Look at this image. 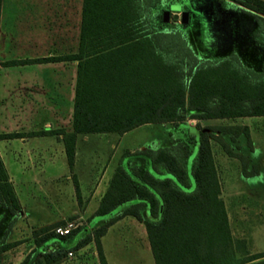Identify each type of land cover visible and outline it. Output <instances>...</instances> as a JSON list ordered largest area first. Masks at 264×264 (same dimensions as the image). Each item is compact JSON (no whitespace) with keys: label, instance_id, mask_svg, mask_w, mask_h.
<instances>
[{"label":"trees","instance_id":"obj_1","mask_svg":"<svg viewBox=\"0 0 264 264\" xmlns=\"http://www.w3.org/2000/svg\"><path fill=\"white\" fill-rule=\"evenodd\" d=\"M158 1L85 0L84 31H97L99 36L92 40H97L94 53L99 54L97 69L94 65L90 69L87 62L82 77L79 75L74 132L121 135L147 123L180 124L186 114L193 119L264 115V17L254 14L256 27L251 38L262 57L256 70L234 52L214 58L196 55L182 29L162 21ZM235 1L264 15L263 0ZM215 129L226 136L232 134V138L242 133L250 143L246 126L219 125ZM74 132L63 139L70 166ZM12 136L0 134V138ZM209 138L216 136L186 125L169 147L125 151L89 217L90 225L104 222L92 232L82 224L65 235L53 231L64 224L62 220L36 228L32 231L34 247L18 264H58L69 251L91 241L99 264H108L100 237L126 215L144 224L155 264H239L233 258ZM226 152L238 157L248 174L244 157L227 148ZM18 210L0 158V216L7 229ZM3 236L0 253L21 242H6ZM262 256L264 253L250 255L245 262Z\"/></svg>","mask_w":264,"mask_h":264},{"label":"crops","instance_id":"obj_2","mask_svg":"<svg viewBox=\"0 0 264 264\" xmlns=\"http://www.w3.org/2000/svg\"><path fill=\"white\" fill-rule=\"evenodd\" d=\"M84 2L0 0V134H14L0 138V158L18 200L17 218H27L29 208L34 206L46 205L52 209L51 200L58 204L50 210L49 215L29 225L30 236L27 240L1 252L0 256L14 247L27 244L25 257L34 247L32 231L66 216L82 224L94 214L115 169V164H110L104 170L99 169V161H93L92 151H88V147H92L91 136L101 138L107 146L116 149L115 143L118 144L126 132L121 135L117 132L83 133L74 132L72 127L79 75L82 77V69L87 62L90 69L93 65L97 69L96 58L99 54L94 53L97 51V40H92L99 36L97 31H84ZM159 2L160 9L169 10L168 21L164 23L177 27L174 23L176 19L178 28L183 26L182 13L185 11L188 15V12L178 4H168L163 0ZM173 5L177 7L172 8ZM179 9L182 12L175 17ZM257 49V66L253 67L259 70L262 57L259 56V47ZM223 119L230 120L223 125L246 126L250 141L248 144L242 133L232 138V134L226 136L216 129L211 131L216 138H209L219 181V197L223 201L230 228L226 197L247 194L260 198L264 195V184H255V180L261 178L262 165L253 156L258 142L264 145V115L197 120ZM71 132L75 133V138L70 166L63 139L65 134ZM226 148L244 157L248 174L243 172L240 159L229 155ZM215 149L219 150L217 159ZM82 150L86 152L84 157ZM221 166L233 169L236 174L222 178ZM64 182L72 184L68 193L58 186V192L52 189L54 184ZM126 216L108 226L106 233L100 237L103 254V238L113 225ZM102 221L98 220L95 224L98 223V226ZM85 224L88 226V222ZM230 235L233 236L232 231ZM85 246L71 251L72 255L65 259L71 260L73 253L84 250ZM65 259L58 264H63Z\"/></svg>","mask_w":264,"mask_h":264},{"label":"rangeland","instance_id":"obj_3","mask_svg":"<svg viewBox=\"0 0 264 264\" xmlns=\"http://www.w3.org/2000/svg\"><path fill=\"white\" fill-rule=\"evenodd\" d=\"M163 1L168 4H178L177 0ZM187 2L191 14L188 24H183L181 32L196 55L202 58H214L234 52L240 59H244L243 63L257 66L258 49L250 40L251 31L256 25L253 16L237 6L227 4L221 0H187ZM159 5L160 2L158 1ZM175 7L177 6H172V8ZM247 8L251 10L249 7ZM158 10L156 8L155 11L158 12ZM172 25L174 24L170 26L172 27ZM228 122L230 120L226 119L197 120L186 114L184 121L179 122L180 124L174 122L147 123L131 129L119 139L118 144L115 143V147L117 145L116 149L107 146L101 138L93 135L91 136L92 147H88V151H92L90 153L93 156V161H99V169L109 168L110 164V166L115 164L116 168L121 155L127 150L135 151L147 147L158 148L173 145L175 136L182 135L186 125L205 128L207 132L211 133L216 126ZM177 125L181 126L175 128ZM258 143L259 145H257L253 156L262 165V173L261 178L255 180V184H264V145ZM214 151L217 159L219 150L215 149ZM82 153L84 157L85 150H82ZM84 168L85 165L82 169ZM220 172L222 178L236 174L233 169L223 168L222 166ZM57 186L61 188V191L68 193L72 184L67 182L63 184L56 183L52 186V189L56 192H58ZM225 202L230 221L229 229L233 234L231 246L234 251L233 258L236 259L235 262L239 264H264V257L245 262L250 255L256 254L255 251L264 252V195L260 198L250 197L247 194L226 197ZM56 205L58 204L51 200L50 207L54 209ZM52 209L46 205L29 208L27 218L22 216L16 218L9 229L6 227L7 224H4L3 215H1L0 239L4 235L5 241L27 240L30 236L29 225L34 223L35 220L49 215ZM243 218L247 220H243ZM89 219L87 218L82 224L85 225L88 222V231L92 232L98 223L95 224V222L90 225ZM95 219L102 218L96 217ZM62 221L75 224L77 222L69 216H66ZM102 242L104 256L106 261L108 260V264H155L145 226L131 215H127L122 221L113 225ZM26 250L27 244L14 247L0 256V264H18L24 257ZM63 264H99L95 243L90 242L84 250L74 252L71 260H66Z\"/></svg>","mask_w":264,"mask_h":264},{"label":"flooded vegetation","instance_id":"obj_4","mask_svg":"<svg viewBox=\"0 0 264 264\" xmlns=\"http://www.w3.org/2000/svg\"><path fill=\"white\" fill-rule=\"evenodd\" d=\"M221 1H224V2H226L227 4H231V5H234V6H237L239 9H241V10H243V11H245V12H247L248 14H250L251 16H253V18H254V14H256L255 12H253L252 10H249V9H242L241 7H239V3L238 2H236L235 0H221ZM177 2H178V6L179 7H183L187 12H188V15H187V17H188V22H189V18H190V14H191V12H190V10H188L189 9V7H188V5H189V3L187 2V0H177ZM173 4H177V3H173ZM164 9L163 8H161V11H163ZM179 12H182L180 9L179 10H177L176 11V14L177 13H179ZM254 20H255V18H254ZM188 22H187V24H188ZM175 25L177 24V27H178V22H177V20L175 19ZM255 23H256V21H255ZM255 27H256V25H255ZM254 27V28H255ZM180 28H182V26L180 27ZM253 31V30H252ZM252 31H251V34H252ZM251 34H250V40H251V43L252 44H254V41L252 40V38H251ZM255 45V44H254Z\"/></svg>","mask_w":264,"mask_h":264},{"label":"built area","instance_id":"obj_5","mask_svg":"<svg viewBox=\"0 0 264 264\" xmlns=\"http://www.w3.org/2000/svg\"><path fill=\"white\" fill-rule=\"evenodd\" d=\"M79 224H75L73 222H65L64 224H58L53 228V231L55 233L61 234V235H65L68 234L73 228H75L76 226H78ZM72 252L69 251L67 253V256H71Z\"/></svg>","mask_w":264,"mask_h":264},{"label":"water","instance_id":"obj_6","mask_svg":"<svg viewBox=\"0 0 264 264\" xmlns=\"http://www.w3.org/2000/svg\"><path fill=\"white\" fill-rule=\"evenodd\" d=\"M183 17H182V22L186 23V15L187 13L184 11L183 13ZM168 16H169V10H165L162 12V21L163 22H167L168 21ZM177 16V14H175V17Z\"/></svg>","mask_w":264,"mask_h":264}]
</instances>
